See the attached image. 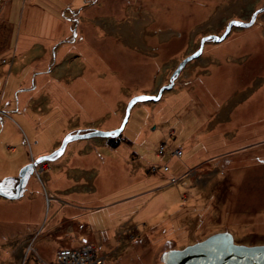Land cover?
Listing matches in <instances>:
<instances>
[{"label":"rangeland","instance_id":"rangeland-1","mask_svg":"<svg viewBox=\"0 0 264 264\" xmlns=\"http://www.w3.org/2000/svg\"><path fill=\"white\" fill-rule=\"evenodd\" d=\"M6 2L0 180L48 156L69 135L119 128L133 98L169 86L205 37L223 36L233 21L249 22L264 7V0ZM121 139L116 149L107 138L73 140L34 168L23 198L0 196V264H53L63 233L46 235L58 212L47 193L51 184L64 186L58 170L67 162L73 173L86 171L82 183L97 173L101 199H86V234L109 238L111 225H129L132 240L105 264H162L165 251L225 231L236 244L264 245V12L221 42L204 41L158 101L134 102ZM192 173H202L201 187ZM112 203L98 214L90 209Z\"/></svg>","mask_w":264,"mask_h":264},{"label":"water","instance_id":"water-1","mask_svg":"<svg viewBox=\"0 0 264 264\" xmlns=\"http://www.w3.org/2000/svg\"><path fill=\"white\" fill-rule=\"evenodd\" d=\"M260 12H264V7L257 10L249 22L233 21L225 31V34L221 37L207 36L201 41V48L193 55L187 57L175 70L171 76L169 86L162 87L157 96L153 97H138L133 100L126 107L125 116L121 126L112 131H90L88 133H75L66 137L61 145L54 152L46 157H42L33 163L25 165L18 173V178L8 177L0 180V196L7 199H17L22 195V191L28 184V180L34 168L40 163L49 161L56 155H60L64 150L67 143L83 138L90 137H117L119 136L127 124L131 108L133 103L142 99H148L150 101H158L164 91L172 88L175 79L179 76L184 65L197 58L203 49L204 41L213 40L215 42L223 41L229 34L232 27H249L256 19V15ZM162 264H264V245L260 246H244L234 242L233 236L230 232L215 233L203 241L186 246L183 249H173L165 251L161 255Z\"/></svg>","mask_w":264,"mask_h":264},{"label":"crops","instance_id":"crops-1","mask_svg":"<svg viewBox=\"0 0 264 264\" xmlns=\"http://www.w3.org/2000/svg\"><path fill=\"white\" fill-rule=\"evenodd\" d=\"M2 11L3 9L1 10V12ZM47 26L49 28H53L54 26L53 20H51V22ZM35 45H36L35 43L28 45L23 50V53L31 50L32 46ZM43 50L47 52L46 49ZM39 57L40 55H37L33 59L36 60L39 59ZM80 129L81 128L74 130V133L79 131ZM62 166L63 168H60L61 170H58V176L65 179L64 186L61 185L56 186L54 184H51L50 187L52 190L50 194L45 192L47 193V195H50L49 196L50 199H56L54 202L57 204V210L58 212L60 211L62 212V214L60 215L57 212L56 215L53 217L52 221L50 222V224L46 227L48 229L46 231V235L50 233V235L53 236L60 232L63 233L62 237L56 239L58 242L56 243L57 245L55 249V254L57 250L62 248H79L85 245L86 243H92L96 245L101 255L106 257L112 256L114 253H116V251H120L123 242L125 244V242L132 240L133 236L130 235L128 232L130 230L128 228L129 226L128 223L126 222L123 224L118 222L115 225H111L110 230L108 231L109 238H106L104 232L102 231L99 233L94 232V234L91 236L86 234V225L91 226L89 222L86 220V217L88 216L86 215V209H88L86 208V199H101L98 194V190L95 187V178L97 177V173L95 174L92 173L91 176H88L89 181L85 184L82 183L81 178L86 177V171H84L83 174L73 173L71 172L72 170H70L72 166H69L68 162ZM201 166L204 167L207 166V164L204 163ZM60 171L61 173L59 175ZM209 173H213V171L211 172L207 171L205 175ZM77 175H79V177H77ZM192 175H194L192 178L194 183L201 187V185H203L204 183L202 182V178H200V175H202V173L197 175L192 173ZM216 176H218V174ZM214 177L215 176H213V178ZM25 188H24L25 191L24 190H23L24 192L22 191V195H23L22 198L24 197V193L27 190ZM72 192L78 193L79 195H72L71 194ZM113 204L114 203L109 204L108 206H104V205L94 206L93 204L92 206H90L93 208L90 209L94 210L93 212H96L98 214L104 210L110 209L111 207L114 206ZM112 214L113 211L108 213V215H112ZM42 232L43 229L40 231V233ZM31 238L32 236H29L26 240H24V243H29V241H31ZM35 254L38 257V260L42 259L38 254L37 248L35 249Z\"/></svg>","mask_w":264,"mask_h":264},{"label":"built area","instance_id":"built-area-1","mask_svg":"<svg viewBox=\"0 0 264 264\" xmlns=\"http://www.w3.org/2000/svg\"><path fill=\"white\" fill-rule=\"evenodd\" d=\"M5 3L6 0H0V9ZM164 152L165 146L161 145L158 154L162 155ZM173 153L178 156L182 154L179 149L173 150ZM163 170L167 171L168 168L165 166ZM105 259V256H102L97 251L96 245L86 243L79 248H62L57 250L53 264H105Z\"/></svg>","mask_w":264,"mask_h":264},{"label":"trees","instance_id":"trees-1","mask_svg":"<svg viewBox=\"0 0 264 264\" xmlns=\"http://www.w3.org/2000/svg\"><path fill=\"white\" fill-rule=\"evenodd\" d=\"M88 131H91V130L90 129L83 130V132H88ZM122 134H123V132L117 137H109V138H107L108 145H109L110 148L116 149L122 144V139H121ZM127 141H128V139H127Z\"/></svg>","mask_w":264,"mask_h":264},{"label":"flooded vegetation","instance_id":"flooded-vegetation-1","mask_svg":"<svg viewBox=\"0 0 264 264\" xmlns=\"http://www.w3.org/2000/svg\"><path fill=\"white\" fill-rule=\"evenodd\" d=\"M177 79V78H176ZM29 164V163H28ZM27 165V164H26ZM8 177H12V178H18V175H11V176H8ZM8 177H6V178H8ZM5 179V178H4ZM30 179H31V176H30V178H29V180H28V182L30 181ZM2 180V179H1Z\"/></svg>","mask_w":264,"mask_h":264},{"label":"bare ground","instance_id":"bare-ground-1","mask_svg":"<svg viewBox=\"0 0 264 264\" xmlns=\"http://www.w3.org/2000/svg\"><path fill=\"white\" fill-rule=\"evenodd\" d=\"M128 122V121H127Z\"/></svg>","mask_w":264,"mask_h":264}]
</instances>
